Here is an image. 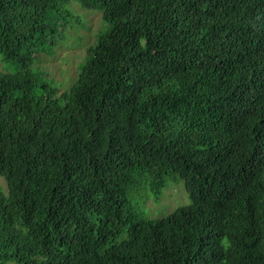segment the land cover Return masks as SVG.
I'll list each match as a JSON object with an SVG mask.
<instances>
[{
    "label": "trees",
    "instance_id": "trees-1",
    "mask_svg": "<svg viewBox=\"0 0 264 264\" xmlns=\"http://www.w3.org/2000/svg\"><path fill=\"white\" fill-rule=\"evenodd\" d=\"M72 1L104 28L60 92ZM0 56V264H264V0H0Z\"/></svg>",
    "mask_w": 264,
    "mask_h": 264
},
{
    "label": "rangeland",
    "instance_id": "rangeland-1",
    "mask_svg": "<svg viewBox=\"0 0 264 264\" xmlns=\"http://www.w3.org/2000/svg\"><path fill=\"white\" fill-rule=\"evenodd\" d=\"M70 4L76 16L72 22L74 26H70V23L63 30L53 51L37 54V59L33 63L36 72L39 73L41 69L48 71L49 76L57 82L60 92L74 82L78 74V66L86 58L88 46L96 40L97 34L104 28L101 10L84 8L79 1H72ZM0 68H4L1 56ZM0 185L5 191L8 190L6 179L2 175H0ZM128 198L133 209L145 218L163 217L177 207L191 203L185 181L180 176L167 181L158 195L151 191L148 183H141L132 187ZM124 236L125 233L121 235L120 240ZM6 264L17 263L10 261Z\"/></svg>",
    "mask_w": 264,
    "mask_h": 264
},
{
    "label": "clouds",
    "instance_id": "clouds-1",
    "mask_svg": "<svg viewBox=\"0 0 264 264\" xmlns=\"http://www.w3.org/2000/svg\"><path fill=\"white\" fill-rule=\"evenodd\" d=\"M102 12V11H101ZM178 177V176H177ZM171 180V179H170ZM155 194V193H154ZM159 194V193H158ZM158 194H155V195H158ZM178 208V207H177ZM170 214V213H169Z\"/></svg>",
    "mask_w": 264,
    "mask_h": 264
}]
</instances>
